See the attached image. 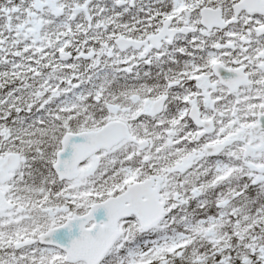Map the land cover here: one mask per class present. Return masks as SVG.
Instances as JSON below:
<instances>
[{
	"label": "snow or ice",
	"instance_id": "6c2138e0",
	"mask_svg": "<svg viewBox=\"0 0 264 264\" xmlns=\"http://www.w3.org/2000/svg\"><path fill=\"white\" fill-rule=\"evenodd\" d=\"M0 264H264V0H0Z\"/></svg>",
	"mask_w": 264,
	"mask_h": 264
}]
</instances>
